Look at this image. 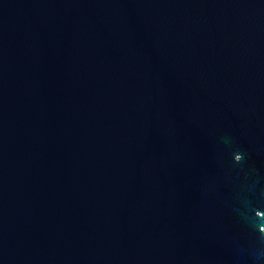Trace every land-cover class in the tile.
Listing matches in <instances>:
<instances>
[{"label":"water","instance_id":"1","mask_svg":"<svg viewBox=\"0 0 264 264\" xmlns=\"http://www.w3.org/2000/svg\"><path fill=\"white\" fill-rule=\"evenodd\" d=\"M0 264H264V0H0Z\"/></svg>","mask_w":264,"mask_h":264}]
</instances>
